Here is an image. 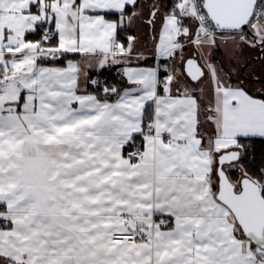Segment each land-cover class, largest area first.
Instances as JSON below:
<instances>
[{
  "label": "snow or ice",
  "instance_id": "1",
  "mask_svg": "<svg viewBox=\"0 0 264 264\" xmlns=\"http://www.w3.org/2000/svg\"><path fill=\"white\" fill-rule=\"evenodd\" d=\"M0 264H264V0H0Z\"/></svg>",
  "mask_w": 264,
  "mask_h": 264
},
{
  "label": "trees",
  "instance_id": "2",
  "mask_svg": "<svg viewBox=\"0 0 264 264\" xmlns=\"http://www.w3.org/2000/svg\"><path fill=\"white\" fill-rule=\"evenodd\" d=\"M114 75V74H113Z\"/></svg>",
  "mask_w": 264,
  "mask_h": 264
}]
</instances>
